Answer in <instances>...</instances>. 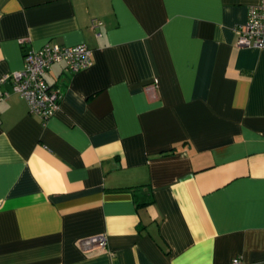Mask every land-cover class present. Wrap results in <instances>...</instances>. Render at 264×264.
<instances>
[{"label": "crops", "instance_id": "crops-1", "mask_svg": "<svg viewBox=\"0 0 264 264\" xmlns=\"http://www.w3.org/2000/svg\"><path fill=\"white\" fill-rule=\"evenodd\" d=\"M256 1L0 0V76L91 51L45 71L43 123L0 83V264L264 261V49L233 31Z\"/></svg>", "mask_w": 264, "mask_h": 264}, {"label": "built area", "instance_id": "built-area-1", "mask_svg": "<svg viewBox=\"0 0 264 264\" xmlns=\"http://www.w3.org/2000/svg\"><path fill=\"white\" fill-rule=\"evenodd\" d=\"M100 21L92 19L90 25H99ZM234 44L239 47L264 49V0H257L246 8L245 20L233 28ZM22 40V39H21ZM62 62L69 72L88 67L91 64V51L84 44L58 45L43 43L36 49L23 51L20 68L0 76V83L8 81L10 92L23 99L27 113L38 117L43 123L56 110L60 93L56 87L46 83L44 73L52 63ZM151 85L147 87L150 88ZM8 96V91L0 93V99ZM81 246L101 247L102 236H92L80 241ZM229 264H241L237 257ZM264 264V261L261 263Z\"/></svg>", "mask_w": 264, "mask_h": 264}, {"label": "trees", "instance_id": "trees-1", "mask_svg": "<svg viewBox=\"0 0 264 264\" xmlns=\"http://www.w3.org/2000/svg\"><path fill=\"white\" fill-rule=\"evenodd\" d=\"M141 202V201H140ZM143 203L145 202V201H142Z\"/></svg>", "mask_w": 264, "mask_h": 264}]
</instances>
